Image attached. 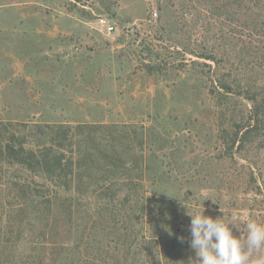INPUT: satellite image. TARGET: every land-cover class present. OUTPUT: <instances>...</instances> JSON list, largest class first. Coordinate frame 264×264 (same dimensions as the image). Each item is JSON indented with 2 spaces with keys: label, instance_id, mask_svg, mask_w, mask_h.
<instances>
[{
  "label": "rangeland",
  "instance_id": "374dc122",
  "mask_svg": "<svg viewBox=\"0 0 264 264\" xmlns=\"http://www.w3.org/2000/svg\"><path fill=\"white\" fill-rule=\"evenodd\" d=\"M187 205L264 223V0H0V264H197Z\"/></svg>",
  "mask_w": 264,
  "mask_h": 264
},
{
  "label": "clouds",
  "instance_id": "9594fccd",
  "mask_svg": "<svg viewBox=\"0 0 264 264\" xmlns=\"http://www.w3.org/2000/svg\"><path fill=\"white\" fill-rule=\"evenodd\" d=\"M221 211L224 215L214 218L205 215V207L195 213L187 205L186 214L191 217L190 247L195 250L197 264H252L253 254L264 250V223L245 220L236 212L225 213L222 207ZM234 229L241 234H234ZM254 264H264V256H257Z\"/></svg>",
  "mask_w": 264,
  "mask_h": 264
},
{
  "label": "trees",
  "instance_id": "16d2710c",
  "mask_svg": "<svg viewBox=\"0 0 264 264\" xmlns=\"http://www.w3.org/2000/svg\"><path fill=\"white\" fill-rule=\"evenodd\" d=\"M257 112L260 113V109H257ZM4 150L7 160L12 163L27 165V167L33 170L40 168L50 176L62 177L60 169L62 167L63 157L51 155L54 151L53 145H45L34 149L26 148L23 143L15 144L9 141L5 145Z\"/></svg>",
  "mask_w": 264,
  "mask_h": 264
},
{
  "label": "built area",
  "instance_id": "2783aa9c",
  "mask_svg": "<svg viewBox=\"0 0 264 264\" xmlns=\"http://www.w3.org/2000/svg\"><path fill=\"white\" fill-rule=\"evenodd\" d=\"M154 15L156 16L157 13H154ZM98 21L103 31H106L109 34L115 31V25L111 24L106 18L101 17Z\"/></svg>",
  "mask_w": 264,
  "mask_h": 264
}]
</instances>
